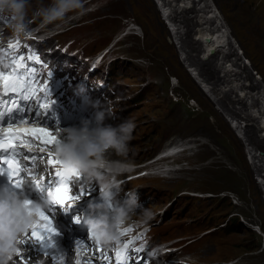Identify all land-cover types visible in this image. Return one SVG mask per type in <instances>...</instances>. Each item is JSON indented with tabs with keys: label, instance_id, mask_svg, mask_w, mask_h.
Returning <instances> with one entry per match:
<instances>
[{
	"label": "rangeland",
	"instance_id": "374dc122",
	"mask_svg": "<svg viewBox=\"0 0 264 264\" xmlns=\"http://www.w3.org/2000/svg\"><path fill=\"white\" fill-rule=\"evenodd\" d=\"M157 3L89 0L53 43L89 56L113 45L118 124L134 123L128 159L164 170L130 182L155 196L142 204L153 240L182 246L188 264H264V0ZM176 140L190 148L153 161Z\"/></svg>",
	"mask_w": 264,
	"mask_h": 264
},
{
	"label": "clouds",
	"instance_id": "9594fccd",
	"mask_svg": "<svg viewBox=\"0 0 264 264\" xmlns=\"http://www.w3.org/2000/svg\"><path fill=\"white\" fill-rule=\"evenodd\" d=\"M88 0H0V48L28 40H43L72 19L86 14ZM0 67L7 64L0 63ZM92 118H84L78 126L59 129L63 137L52 148L60 161L65 179L95 183L102 197L100 203H90L93 215L80 219L88 229L95 246L105 253L125 251L121 234L139 217L145 224L151 217L149 209L139 202L135 192H128L122 203H116L114 191L119 193L125 183V174L133 169L128 159L134 123L126 119L113 126L107 121L114 116L108 101L93 105ZM114 157H120L117 159ZM32 186L25 182L21 193L14 187H0V264H18L17 257L24 252L27 234L39 223L37 209L46 211L52 203L48 196L25 206L26 190ZM147 264L159 261L166 254L162 244L147 250ZM64 264H77L78 257L61 252ZM192 257H178L176 264H187Z\"/></svg>",
	"mask_w": 264,
	"mask_h": 264
},
{
	"label": "snow or ice",
	"instance_id": "6c2138e0",
	"mask_svg": "<svg viewBox=\"0 0 264 264\" xmlns=\"http://www.w3.org/2000/svg\"><path fill=\"white\" fill-rule=\"evenodd\" d=\"M27 49V55H16L11 57V65L12 67L8 71L0 70V84L3 85V90L5 93H12L19 97L20 101H29L33 100L36 103V112L33 113L36 117V121H39L40 115H45L46 112L40 111L42 108H46V104L43 100L36 102L34 97L37 95V89H34L33 85L36 83L37 77L35 76V71H30L29 69L33 64H40L39 56L31 50L28 45H24ZM20 48L19 42L14 44H9V49L15 51ZM3 51V49H0ZM7 55V53H5ZM46 89V86H45ZM15 110L19 108V103L13 101ZM20 111H25L24 109H20ZM13 112L12 108H8V113ZM39 113V115H37ZM4 112H0V118H2ZM30 120H22L19 124H27L31 123ZM14 125L7 126L8 129H12ZM43 124H41L40 128H28L23 131H5V133L0 136V150H9L12 149V155L8 158L0 160V165L7 166L0 167V175H4L6 173L9 181L13 185L14 188L18 189L21 193L24 192L22 181L26 179L29 175L35 176L37 173L29 172V169L36 167V161L44 160L46 157L44 155L32 154L30 152H25L22 149V145L27 144L29 147L36 146L40 148V151L47 152L49 155L47 156L48 163L50 166L55 165L58 167V170L55 172L56 177L60 178L59 182L56 183L55 189L52 192L48 193V196H57L61 195L67 197L68 199H78L79 197L69 196L70 188L67 186L70 181L65 179L62 175V171L60 168V161L55 157H51L50 153L52 152V148L49 145H57L60 140L52 135L51 132L46 130ZM26 136H31L32 139H27ZM50 137L51 139H45ZM43 140L42 144H37L36 141ZM27 161V162H24ZM36 188H42L40 182L37 181L35 185H32ZM61 206L64 205L65 201L63 198L59 200ZM24 204L26 207L32 204V201L27 197L24 200ZM52 205L56 204V201L53 200ZM65 211H68L67 209ZM37 215L39 216L41 225H36L32 232L31 236L35 237L37 242L43 243L47 241L45 247L54 250L52 259L54 264H61L62 255L61 251L56 248L55 243L52 240L53 236L58 235L56 229L51 227L52 221L49 219L47 215L43 211L37 209ZM76 223H80L79 218L75 219ZM132 231L130 228L125 229L121 234L126 235L128 232ZM28 237H26L27 241ZM81 242L77 241L76 245H80ZM134 241H128L125 243V251L123 253L116 252L115 253V264H128V260L131 258V252L139 253L142 251V248L135 247ZM88 247H93V245H87ZM97 252H102V249L95 246ZM105 264H112V259L108 256L107 253H102ZM83 264H93L91 259H86L83 261Z\"/></svg>",
	"mask_w": 264,
	"mask_h": 264
},
{
	"label": "bare ground",
	"instance_id": "6f19581e",
	"mask_svg": "<svg viewBox=\"0 0 264 264\" xmlns=\"http://www.w3.org/2000/svg\"><path fill=\"white\" fill-rule=\"evenodd\" d=\"M205 0H203V2H204ZM157 2L159 3V5H160V8H161V10L163 11V13H167L168 12V9H169V7H170V1H169V3H166V0H157ZM157 3V4H158ZM206 6L208 7V9H206V14L202 17L203 19H206L207 17H209L210 16V13H212V11H211V9L209 8V3H207L206 4ZM202 16V15H201ZM171 24H173V22L171 23ZM175 24V23H174ZM214 26V25H213ZM211 27V28H213L214 29V27ZM212 30V29H211ZM205 30L204 29H199V33H203ZM205 36V35H204ZM208 38H210L211 36L210 35H206ZM222 35H217L216 36V38H215V40L216 41H219L220 39H222ZM206 40V39H205ZM206 41H208V40H206ZM214 53V52H213ZM210 55V54H209ZM194 69V68H193ZM193 69H190L189 70V72H190V74L192 75V77L193 78H195L196 79V75H197V72H193L192 70ZM227 70V69H226ZM223 71H224V69H223ZM229 72H230V69L228 70ZM227 71V72H228ZM231 73H232V71H231ZM234 73V72H233ZM230 74V73H229ZM232 75V74H231ZM224 76H225V74H224ZM262 99V102H261V100H260V103H259V101L258 100H255L254 101V103H259L258 105H259V107L257 108V110L259 111L260 110V112L262 113V117H260V118H263V121H264V97L263 98H261ZM59 123L62 125L64 122L63 121H59ZM253 138V137H252ZM178 146H181V144H179L177 141H175V142H171L169 145H167L166 147H165V150H167V152H166V154H161L160 156H163V158L164 157H167V156H178L179 155V153L182 151V150H177V149H175L176 147H178ZM160 159V158H159ZM135 167H137V166H132V171L130 172V174H134L136 171H135ZM139 171V170H138ZM161 172H164V170L163 171H160V172H158V171H156V170H154V169H152V168H149L148 170H146V173H145V176L146 177H149V176H153V177H157V176H159V175H162V176H164V173H161ZM82 199H84V198H82ZM76 212L78 211V209H76L75 210ZM76 257H78L79 259H80V256H79V253H77V256ZM18 259V258H17ZM78 259V260H79ZM91 260L93 261V264H95V261L93 260V258H91ZM31 262H34V259L31 261ZM18 264H22L21 262H18Z\"/></svg>",
	"mask_w": 264,
	"mask_h": 264
},
{
	"label": "water",
	"instance_id": "95a60500",
	"mask_svg": "<svg viewBox=\"0 0 264 264\" xmlns=\"http://www.w3.org/2000/svg\"><path fill=\"white\" fill-rule=\"evenodd\" d=\"M206 40H208V38H206ZM211 52H212V50H211Z\"/></svg>",
	"mask_w": 264,
	"mask_h": 264
}]
</instances>
